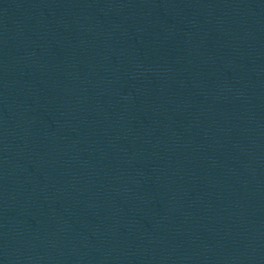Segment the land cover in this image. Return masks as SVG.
<instances>
[{
	"label": "water",
	"instance_id": "95a60500",
	"mask_svg": "<svg viewBox=\"0 0 264 264\" xmlns=\"http://www.w3.org/2000/svg\"><path fill=\"white\" fill-rule=\"evenodd\" d=\"M0 264H264V0H0Z\"/></svg>",
	"mask_w": 264,
	"mask_h": 264
}]
</instances>
